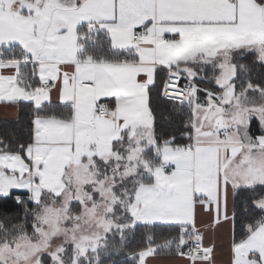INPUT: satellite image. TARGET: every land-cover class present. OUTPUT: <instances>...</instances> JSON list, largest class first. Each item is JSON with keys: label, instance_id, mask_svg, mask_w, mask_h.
Returning a JSON list of instances; mask_svg holds the SVG:
<instances>
[{"label": "snow or ice", "instance_id": "6c2138e0", "mask_svg": "<svg viewBox=\"0 0 264 264\" xmlns=\"http://www.w3.org/2000/svg\"><path fill=\"white\" fill-rule=\"evenodd\" d=\"M0 107V264H264V0H0Z\"/></svg>", "mask_w": 264, "mask_h": 264}, {"label": "crops", "instance_id": "0c3cea01", "mask_svg": "<svg viewBox=\"0 0 264 264\" xmlns=\"http://www.w3.org/2000/svg\"><path fill=\"white\" fill-rule=\"evenodd\" d=\"M0 119H14V113L11 109H6L4 107H0ZM14 192L17 190H13ZM200 221H203L204 223H207L208 218L207 217H199ZM209 237H211L212 233L209 231L208 233ZM216 242L217 244L223 245V250L218 254L217 257V264H228V245L232 239L230 231H227L225 229H220L218 233L216 234ZM150 264H179L178 261L174 260L171 257H163L158 256L155 258H152L150 260Z\"/></svg>", "mask_w": 264, "mask_h": 264}, {"label": "trees", "instance_id": "16d2710c", "mask_svg": "<svg viewBox=\"0 0 264 264\" xmlns=\"http://www.w3.org/2000/svg\"><path fill=\"white\" fill-rule=\"evenodd\" d=\"M25 113H26V109L20 113L21 123H24L26 121ZM163 114L164 112L161 111L159 115L162 116ZM15 126H16V121L14 119H0V131H3L5 128H14ZM22 138L24 137L22 136ZM0 206L5 208H12L13 202L11 200L7 202H0Z\"/></svg>", "mask_w": 264, "mask_h": 264}]
</instances>
